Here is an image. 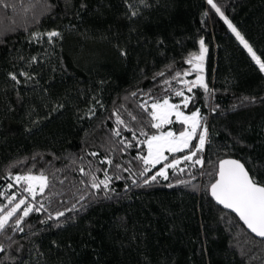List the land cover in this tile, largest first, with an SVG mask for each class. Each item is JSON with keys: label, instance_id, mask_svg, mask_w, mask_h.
Here are the masks:
<instances>
[{"label": "trees", "instance_id": "16d2710c", "mask_svg": "<svg viewBox=\"0 0 264 264\" xmlns=\"http://www.w3.org/2000/svg\"><path fill=\"white\" fill-rule=\"evenodd\" d=\"M213 3L264 62V0ZM201 40L197 73L186 61ZM198 74L207 90L189 92L182 81ZM165 98L199 110L201 126L188 149L144 172L141 132L184 130L174 119L151 127V104ZM205 128L202 165L184 161ZM229 158L264 184V72L208 0H0V215L23 197L44 205L22 230L24 206L0 230V264H264V240L209 193ZM174 159L167 180L151 181ZM28 174L49 179L34 200L7 190ZM106 176L107 189L92 187Z\"/></svg>", "mask_w": 264, "mask_h": 264}, {"label": "snow or ice", "instance_id": "6c2138e0", "mask_svg": "<svg viewBox=\"0 0 264 264\" xmlns=\"http://www.w3.org/2000/svg\"><path fill=\"white\" fill-rule=\"evenodd\" d=\"M208 3L212 8L220 14L221 18L224 19L225 24L235 35L239 43L247 50L251 58L259 66L261 72H264V62L261 58L257 56L256 52L253 50L252 46L245 39V37L237 30V28L224 16V13L221 12L220 8L213 3V0H208ZM135 15V13H133ZM49 38L55 37L58 35L57 32H51L48 34ZM200 53L199 55H193L186 62L192 66V69L197 73L203 71V61L207 48L204 46V41L200 42ZM189 73L185 72L184 75L187 76ZM163 75V73H160ZM180 74L177 73V76ZM16 79L15 76L12 77ZM187 87L188 91L191 92L192 88L199 85L200 87L207 90V85L204 83V77L202 75H197L196 80L194 81H182ZM167 83V81H165ZM176 96H182L184 107H188V104L191 97L184 96L183 91H176ZM147 111L146 103L141 105ZM151 117L152 123L151 127L154 129H161L166 124H172V117L175 116L176 122H179L184 126V130L180 131L178 134L169 130L166 132H159L157 135H147L146 133L141 132V135L145 136V140L142 143L147 146V155L141 156V159L146 166L144 172H148L149 168L147 166L151 165L155 167L156 164L165 161L168 157L165 155V152L176 153L181 152L184 149H188L194 137H197V129L201 126V118L199 110L193 111L191 115H185L184 112L180 110L179 104H172L169 102V99L165 98L162 102H154L151 104V111L148 113ZM135 119V117H133ZM118 123H123V121L117 120ZM114 135L119 136L120 132H114ZM135 139V135L133 136ZM207 139V129L198 134V143L195 145V150L191 151L190 154L183 157L184 161L192 162L193 165H198L203 163L202 159L194 157L198 156L199 152L204 150V145ZM131 145L126 144L125 147H130ZM92 155H95L93 153ZM103 162V161H102ZM111 164V161H107ZM181 163L180 159H174L171 163H167L162 167L155 175L151 177V181H156L157 177H162L165 180L168 179V174L166 169L175 170L177 166ZM181 172L184 169H180ZM83 172V169H81ZM143 175V173H141ZM217 179L215 183L211 184V195L216 200V202L222 205L225 209H230L234 212L239 220L260 238H264V184L258 182L253 176L250 175L249 171L246 169L245 165L237 160L227 159L221 160L219 162V168L217 172ZM95 179V178H94ZM109 177L106 176L104 180H100L99 183H93V188H99L101 185L105 189L108 188ZM16 181H23L26 187L23 191L27 192L32 199L34 200L37 193L44 194L45 189L49 187V179L47 176L41 175H17L15 176ZM145 184L149 183L148 179H145ZM13 185L9 184L8 188H12ZM3 195V194H0ZM7 199L10 204L15 201L16 196L10 195L7 196ZM24 206L22 209V214L15 220L14 230H22L21 222L24 218L28 217L29 214L33 211L39 212L44 208L43 204H40L39 207H34L31 204H27L26 200L21 198L17 203H14L10 210L4 212L3 215H0V230L5 229L9 224L10 219L21 210V206ZM75 207V206H74ZM64 212H58L56 214L57 218L63 216ZM51 218V217H50Z\"/></svg>", "mask_w": 264, "mask_h": 264}, {"label": "rangeland", "instance_id": "374dc122", "mask_svg": "<svg viewBox=\"0 0 264 264\" xmlns=\"http://www.w3.org/2000/svg\"><path fill=\"white\" fill-rule=\"evenodd\" d=\"M182 98H184V97H182ZM182 105H183V102H182ZM185 114V113H184ZM185 115H187V114H185ZM191 115V114H190ZM172 119H174V121L176 122V119H175V116H173L172 117ZM179 123V122H178ZM166 125H168V124H166ZM165 126V125H164ZM199 128V127H198ZM198 130V129H197ZM194 139V138H193ZM206 144H207V139H206V143H205V145H204V149H205V146H206ZM146 148H147V146H146ZM184 150H186V149H184ZM183 150V151H184ZM182 152V151H181ZM176 153H179V152H176ZM169 154H175V153H168V152H165V155L167 156V155H169ZM164 161H161V163H163ZM161 163H159V164H161ZM159 164H156L155 165V167L157 166V165H159ZM149 168H154V167H152L151 165H149L148 166ZM166 171H167V169H166ZM164 179V178H163ZM9 184H12L13 185V187L12 188H21L22 190L24 189V187H26V185L24 184V182L23 181H16L15 180V176L14 177H11V178H9L8 179V185ZM8 185H7V190H10V189H12V188H8ZM24 193H26L27 194V196H29L30 198H32L27 192H24ZM15 195L16 196V194L15 193H12L11 195ZM37 195H39V193H37ZM23 199H26V197H23ZM23 206V205H22ZM21 206V207H22ZM23 208V207H22Z\"/></svg>", "mask_w": 264, "mask_h": 264}, {"label": "water", "instance_id": "95a60500", "mask_svg": "<svg viewBox=\"0 0 264 264\" xmlns=\"http://www.w3.org/2000/svg\"><path fill=\"white\" fill-rule=\"evenodd\" d=\"M229 159H231V158H229ZM224 160H227V159H224ZM233 160H236V159H233ZM238 161V160H237ZM240 162V161H239ZM218 168H219V164H218ZM218 178V177H217ZM216 178V179H217ZM209 193H210V196H211V199L213 200V202L219 207V208H221L222 210H224V211H226V212H228V213H230V214H232V215H234L236 218H237V220L242 224V226L247 230V232L250 234V235H252L255 239H257V240H264V238H260V237H258V236H256L254 233H251V231L249 230V229H247V227L243 224V222L242 221H240L239 220V217L234 213V212H232L230 209H225L222 205H220V204H218L217 202H216V200L212 197V195H211V188H210V190H209Z\"/></svg>", "mask_w": 264, "mask_h": 264}]
</instances>
